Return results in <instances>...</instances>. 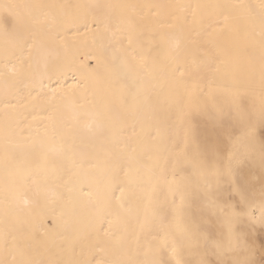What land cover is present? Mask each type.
<instances>
[{
  "label": "snow or ice",
  "instance_id": "1",
  "mask_svg": "<svg viewBox=\"0 0 264 264\" xmlns=\"http://www.w3.org/2000/svg\"><path fill=\"white\" fill-rule=\"evenodd\" d=\"M0 264H264V0H0Z\"/></svg>",
  "mask_w": 264,
  "mask_h": 264
},
{
  "label": "bare ground",
  "instance_id": "2",
  "mask_svg": "<svg viewBox=\"0 0 264 264\" xmlns=\"http://www.w3.org/2000/svg\"><path fill=\"white\" fill-rule=\"evenodd\" d=\"M91 63H94V61H91ZM71 82H72L71 79H69L68 83H71Z\"/></svg>",
  "mask_w": 264,
  "mask_h": 264
}]
</instances>
